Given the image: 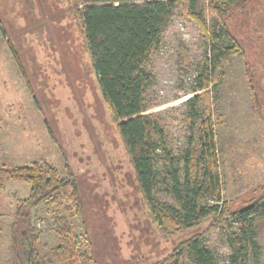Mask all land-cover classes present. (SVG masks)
<instances>
[{
  "label": "rangeland",
  "instance_id": "rangeland-1",
  "mask_svg": "<svg viewBox=\"0 0 264 264\" xmlns=\"http://www.w3.org/2000/svg\"><path fill=\"white\" fill-rule=\"evenodd\" d=\"M206 0H198V3ZM80 0H0V162L6 168L46 160L75 173L83 215L61 206L32 209L39 247L58 243L55 211L73 230L86 232L91 264H173L183 241L204 235L218 264H226L223 229L210 217L189 229H161L149 213L133 167L92 67ZM206 12L207 20L213 17ZM203 22H208V21ZM200 19L180 5L170 16L148 60L146 94L178 147L184 137L182 102L191 89L206 44ZM227 29L241 46L222 65L212 90L224 199L230 210L264 196V0L232 7ZM17 52L20 67L8 46ZM29 195V184L0 179V264H10L11 223ZM264 264V214L254 217ZM189 264H192L188 262Z\"/></svg>",
  "mask_w": 264,
  "mask_h": 264
},
{
  "label": "trees",
  "instance_id": "trees-1",
  "mask_svg": "<svg viewBox=\"0 0 264 264\" xmlns=\"http://www.w3.org/2000/svg\"><path fill=\"white\" fill-rule=\"evenodd\" d=\"M246 1L80 0L75 6L101 94L130 155L138 188L154 222L161 229L181 230L216 217L225 236L226 264H257L260 248L253 221L256 215L264 214V196L229 209L223 195L212 110V90L223 73L222 65L241 51L225 19L232 7ZM183 4L202 20L206 51L196 63L193 95L182 102L184 141L178 147L161 116L149 111L146 91L152 77L149 56L157 48L170 16ZM207 11L214 14L208 20ZM0 31L6 35L1 20ZM8 46L20 67L9 40ZM63 171L61 174L46 160L13 168L0 162V179L29 184V195L21 200L10 225V264H91L84 247L86 232H75L68 218L58 211L49 223L58 243L48 252L39 247L34 207L61 206L66 212L73 207L75 215H83L78 181L66 160ZM205 241L201 234L185 239L173 264H218Z\"/></svg>",
  "mask_w": 264,
  "mask_h": 264
}]
</instances>
